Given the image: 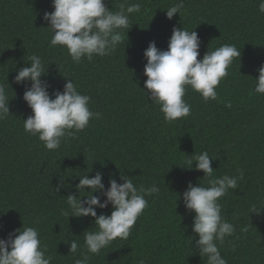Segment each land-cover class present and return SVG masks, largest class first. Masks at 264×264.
<instances>
[{"label": "trees", "instance_id": "trees-1", "mask_svg": "<svg viewBox=\"0 0 264 264\" xmlns=\"http://www.w3.org/2000/svg\"><path fill=\"white\" fill-rule=\"evenodd\" d=\"M121 2L105 0L114 11ZM175 2L128 0L140 3L141 11L129 14V27L116 50L75 63L66 47L50 43L53 33L44 13L54 11L53 0H0V83L6 86L11 112L0 121V239L7 240L23 224L35 227L52 264H75L87 252L84 232L97 230L91 216L61 214L68 209L67 196H79L76 175L102 172L107 189L110 178L122 183L123 173L137 187L155 184L160 192L145 197L148 207L129 237L117 238L99 254L87 253L89 264H138L140 259L146 264H207L195 245V212L186 209L183 193L189 183L208 186L211 178L204 172L184 168L188 157L208 151L213 177L244 171L238 189H229L219 201L223 218L235 226L234 234L218 244L221 256L227 264H264V211L251 212L252 205L264 207V95L255 92L258 69L264 65L260 0H184L181 15L168 19L166 9ZM174 27L198 33V59L223 44H234L241 58L234 59L217 87L219 101L205 102L188 87L184 99L191 105L190 115L169 123L143 89L144 52L153 41L167 50ZM33 54L43 60L47 73L41 79L50 85V95L63 91L72 78L81 94L91 97L90 110L101 113L55 151L23 126L33 114L23 99L31 82L19 84L15 77L30 66ZM229 101L231 108L226 107ZM61 183L64 187L56 194ZM112 210L111 204L96 209L97 215ZM72 239L80 245L75 254L65 243Z\"/></svg>", "mask_w": 264, "mask_h": 264}, {"label": "clouds", "instance_id": "clouds-1", "mask_svg": "<svg viewBox=\"0 0 264 264\" xmlns=\"http://www.w3.org/2000/svg\"><path fill=\"white\" fill-rule=\"evenodd\" d=\"M184 7V0H176L166 9L168 19L177 13L181 15ZM53 8V12L44 13V20L50 22L47 28L53 33L50 43L52 46L66 47L73 62L80 63L82 58L91 61L94 56L103 57L114 52L122 42L123 30L129 27V14L139 13L141 4H130L128 0H123L119 10L114 11L106 6L105 0H53ZM258 10L264 13V0H260ZM200 45L201 40L194 29L189 31L185 27H174L167 50L158 49L153 41L144 52L147 60L144 75L147 80L143 89L149 100L160 106L166 122L190 115L191 105L184 99L188 87L200 93L205 102L219 101L217 87L228 75V68L234 59L241 58V51L234 44H223L198 59ZM28 59L30 66L21 68L15 77L19 84L31 82L23 99L33 114L24 120V130L38 136L47 150L55 151L62 140L75 139L76 133L88 127L90 120L99 119L101 113L90 110L91 97L81 94L71 77L67 79L63 91L57 90L50 95V85L41 79L47 73L42 58L33 54ZM258 71L255 92L264 95V65ZM226 107H232L230 101ZM10 114L8 92L6 86L0 83V121L6 120ZM212 159L208 151H203L185 160L184 168L191 170L195 167L205 173L204 177L211 179L208 186L189 183L183 193V201L186 209L195 212L192 230L199 236L195 245L200 256L207 258V264H227L218 244L222 245L226 236L234 234L235 226L223 218L219 201L229 189H238V180L243 179L244 171L237 169L238 176L213 177ZM76 176L79 178V183L75 185L79 196L68 195V209L61 214L94 218L97 230L84 232L87 252L82 254V259L75 260V264H89L91 257L87 253L99 254L117 238L129 237L138 217L148 207L145 197L158 194L160 189L155 184L150 188L143 185L137 187L123 173L120 176L122 183L110 178L107 189L102 182V172H96L91 177L88 174ZM63 187L61 183L55 193L58 194ZM86 188L91 191H85ZM102 197H106L103 202ZM109 204L113 209L110 215H97V208L106 209ZM262 211L264 207L252 205V213L260 214ZM65 243L70 245L72 254L80 247L75 239ZM47 252V246L42 244L39 230L35 227L23 224L21 229L10 233L7 240L0 239V264H52L53 257ZM138 264H146V261L140 259Z\"/></svg>", "mask_w": 264, "mask_h": 264}]
</instances>
